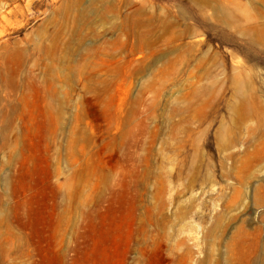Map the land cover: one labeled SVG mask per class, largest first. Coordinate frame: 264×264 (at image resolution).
I'll return each instance as SVG.
<instances>
[{
	"label": "rangeland",
	"instance_id": "obj_1",
	"mask_svg": "<svg viewBox=\"0 0 264 264\" xmlns=\"http://www.w3.org/2000/svg\"><path fill=\"white\" fill-rule=\"evenodd\" d=\"M0 264H264V0H0Z\"/></svg>",
	"mask_w": 264,
	"mask_h": 264
}]
</instances>
